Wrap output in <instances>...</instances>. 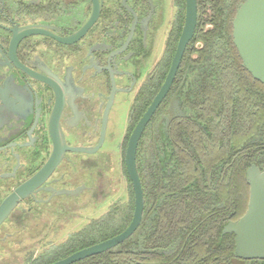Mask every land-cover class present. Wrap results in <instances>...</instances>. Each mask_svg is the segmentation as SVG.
Segmentation results:
<instances>
[{
  "label": "flooded vegetation",
  "instance_id": "flooded-vegetation-1",
  "mask_svg": "<svg viewBox=\"0 0 264 264\" xmlns=\"http://www.w3.org/2000/svg\"><path fill=\"white\" fill-rule=\"evenodd\" d=\"M185 12L186 0H0V264H54L107 239L110 173L120 157L128 175ZM189 44L145 131L172 126L157 117L174 93L187 111Z\"/></svg>",
  "mask_w": 264,
  "mask_h": 264
},
{
  "label": "trees",
  "instance_id": "trees-1",
  "mask_svg": "<svg viewBox=\"0 0 264 264\" xmlns=\"http://www.w3.org/2000/svg\"><path fill=\"white\" fill-rule=\"evenodd\" d=\"M240 1L197 0L187 111L176 104L172 126L164 130L167 143L152 138L148 128L138 147L137 160L146 153L140 167L137 161L145 200L141 225L123 243L81 264H264L237 257L234 234L223 233L246 211L248 167L264 170V85L242 67L231 36ZM130 221L115 226L109 213L104 238ZM92 244L78 242L77 248Z\"/></svg>",
  "mask_w": 264,
  "mask_h": 264
},
{
  "label": "water",
  "instance_id": "water-1",
  "mask_svg": "<svg viewBox=\"0 0 264 264\" xmlns=\"http://www.w3.org/2000/svg\"><path fill=\"white\" fill-rule=\"evenodd\" d=\"M198 20L197 0H186L185 22L172 66L164 84L132 131L126 150V169L134 190V213L129 225L119 234L78 250L54 264H71L106 252L131 237L141 224L145 206L144 190L137 168L139 142L151 117L167 95L187 45L193 39ZM232 42L242 67L255 81L264 85V0H241L232 18ZM247 208L243 215L223 228L234 234L235 255L239 258L264 259V170L251 164L246 171ZM2 213H0L1 220Z\"/></svg>",
  "mask_w": 264,
  "mask_h": 264
},
{
  "label": "rangeland",
  "instance_id": "rangeland-1",
  "mask_svg": "<svg viewBox=\"0 0 264 264\" xmlns=\"http://www.w3.org/2000/svg\"><path fill=\"white\" fill-rule=\"evenodd\" d=\"M211 26H207V28H210ZM199 46V45H198ZM191 74V73H190ZM177 97L174 93L172 95L171 101H169L168 109L167 110H160L158 112V122L160 123L165 118H169L170 114L174 113L176 111V104H177ZM173 115V114H172ZM159 127V128H158ZM155 131H151L152 138L160 137L162 142L165 144L167 143V139L164 135L163 131V124L160 123V126H158ZM144 146L148 145V141H144ZM141 151V149H140ZM145 151H141L138 157V165L140 167V164L144 162L145 160ZM165 158V157H164ZM122 159L118 157L115 160V166L114 170L110 173V181H111V190L114 191L115 194V201H112L109 205V212L112 217L116 219V226H121L125 223V220L127 218L132 217L133 209H134V199H133V190L131 182L128 178L127 174L121 173L122 169ZM115 180V182H114ZM248 202V201H247ZM90 214V213H89ZM93 217H97L98 213L92 214ZM91 217V216H90ZM109 218V217H108ZM84 219V218H83ZM87 223V222H86ZM73 230H76L73 229Z\"/></svg>",
  "mask_w": 264,
  "mask_h": 264
}]
</instances>
